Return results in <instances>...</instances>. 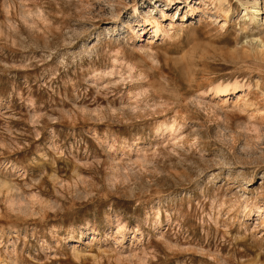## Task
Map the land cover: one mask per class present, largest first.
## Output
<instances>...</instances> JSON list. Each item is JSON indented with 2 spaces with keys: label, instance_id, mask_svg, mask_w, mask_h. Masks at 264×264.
Listing matches in <instances>:
<instances>
[{
  "label": "rangeland",
  "instance_id": "374dc122",
  "mask_svg": "<svg viewBox=\"0 0 264 264\" xmlns=\"http://www.w3.org/2000/svg\"><path fill=\"white\" fill-rule=\"evenodd\" d=\"M0 264H264V0H0Z\"/></svg>",
  "mask_w": 264,
  "mask_h": 264
},
{
  "label": "bare ground",
  "instance_id": "6f19581e",
  "mask_svg": "<svg viewBox=\"0 0 264 264\" xmlns=\"http://www.w3.org/2000/svg\"><path fill=\"white\" fill-rule=\"evenodd\" d=\"M254 19H255L254 12H250V20L253 21ZM154 29L155 30L153 32L156 33L157 32V28H154Z\"/></svg>",
  "mask_w": 264,
  "mask_h": 264
}]
</instances>
